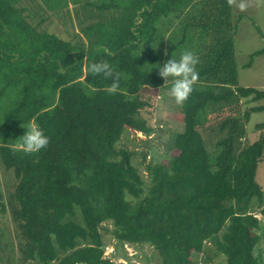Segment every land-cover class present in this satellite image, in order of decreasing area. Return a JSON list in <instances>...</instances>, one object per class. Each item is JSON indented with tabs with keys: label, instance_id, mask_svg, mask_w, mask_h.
<instances>
[{
	"label": "trees",
	"instance_id": "obj_1",
	"mask_svg": "<svg viewBox=\"0 0 264 264\" xmlns=\"http://www.w3.org/2000/svg\"><path fill=\"white\" fill-rule=\"evenodd\" d=\"M233 4L0 0V164L16 180L6 202L0 192V211L9 212L16 228L20 263L132 264L104 257L109 235L122 259H128L126 245L149 244L158 264H201V258L206 264H264V226L256 217L264 216L256 180L264 134L240 144L251 114L264 112V105L229 109L235 113L217 127L225 136L213 164L201 134L210 105L264 101V90L237 82ZM51 16L74 30L69 40L41 28ZM179 21L181 36L170 44ZM186 31L205 44L193 52L201 65L183 103L184 129L174 154L146 161V150L119 144L153 132L141 115L149 106L142 90L168 92L171 82L164 88L158 67L183 46ZM262 54L253 52L243 68ZM102 60L121 74L114 94L105 90L111 79L85 67ZM33 120L49 144L31 154L14 149ZM224 228L232 244L215 254L207 244Z\"/></svg>",
	"mask_w": 264,
	"mask_h": 264
},
{
	"label": "rangeland",
	"instance_id": "obj_2",
	"mask_svg": "<svg viewBox=\"0 0 264 264\" xmlns=\"http://www.w3.org/2000/svg\"><path fill=\"white\" fill-rule=\"evenodd\" d=\"M61 1V0H59ZM233 23L236 24V33L232 34L234 46V62L236 63V76L239 86L252 87L264 90V54L254 57L250 67L243 66L248 63L249 55L253 52L264 49V0H234L233 1ZM241 4L244 6L241 7ZM71 8V7H70ZM171 23L174 25V18L171 16ZM180 21L174 26L172 41L179 40L181 36ZM42 29H46L50 33H54L65 40H69V34L74 31L70 26L64 25L57 18L51 16L50 22H45ZM188 34V39L182 45L174 47V58L179 59L181 53L185 50L192 52H199L200 43L205 44L204 40H199L198 35ZM199 49V50H198ZM233 53V52H232ZM176 56V57H175ZM201 65L200 59L198 66ZM158 90L151 92L148 89L142 90L144 99L149 100V106L141 112L142 117L147 121V124L152 127L153 132L149 137H144L140 133L135 136L132 134L130 138H123L120 141L119 147H126L128 150H146L147 158L153 157L159 161L166 156L175 153L173 143L178 133L184 129L183 123V104L177 105L175 101L163 93L157 95ZM160 94V93H159ZM245 99H237L228 101L227 103L213 104L206 110L207 117L210 118L209 124L201 130L202 138L205 147L209 154L210 163L213 164L216 155L220 151L216 144L225 136L224 133L217 132L219 123L227 117L234 116V111L229 109L238 103L239 110L243 112L249 107L264 105V101L244 103ZM214 119L213 121H211ZM264 125V112L251 114L249 122L245 125V135L241 140V147H246L259 139L261 133L264 134L262 126ZM212 129V130H211ZM140 161V156L138 155ZM144 166L141 165L140 169L143 170ZM256 180L264 191V155L263 160L259 163ZM16 185V180L11 171H5L0 164V192L4 202L7 201L8 195L13 191ZM256 217L261 219L264 226V216L256 212ZM229 223V222H228ZM227 223V224H228ZM111 228V225H108ZM15 236V237H14ZM18 242L17 232L14 224L10 219L8 211L2 213L0 211V264H34L32 262L20 263L19 252L16 250ZM104 257L111 259L114 263H126L129 261L132 264H158L159 258L152 246L149 244H142L137 246L126 245L125 251L128 259H122L120 251L116 250L114 239L111 236H106ZM232 244L231 237L226 235L225 228L212 238L207 244L208 247L213 249L215 254H221L223 248H227ZM14 247V248H13ZM264 250V242L262 243ZM14 250V252H13ZM217 259V258H216ZM208 262V260L205 259ZM203 258L200 259L201 264H206ZM211 264H218V260H214Z\"/></svg>",
	"mask_w": 264,
	"mask_h": 264
},
{
	"label": "clouds",
	"instance_id": "obj_3",
	"mask_svg": "<svg viewBox=\"0 0 264 264\" xmlns=\"http://www.w3.org/2000/svg\"><path fill=\"white\" fill-rule=\"evenodd\" d=\"M230 3L233 0H229ZM244 5L241 4V7ZM167 55V53H165ZM199 63L198 57L190 50H185L181 53L179 59L172 56L171 59L164 62L163 66L159 64V75L165 80L164 88H167L169 82L171 87L167 92L177 105H182L193 91L194 85L199 79V73L197 71V65ZM90 74L95 76L103 75L105 79H111L112 83L106 87V91L109 94H114L119 89V81L121 74L114 71L113 67L107 60L99 62H92L86 64ZM92 84H89L91 87ZM25 134L20 137L13 144L14 149L31 154L39 152L46 148L49 144V139L45 135L44 131L36 123V121H30L27 126Z\"/></svg>",
	"mask_w": 264,
	"mask_h": 264
},
{
	"label": "crops",
	"instance_id": "obj_4",
	"mask_svg": "<svg viewBox=\"0 0 264 264\" xmlns=\"http://www.w3.org/2000/svg\"><path fill=\"white\" fill-rule=\"evenodd\" d=\"M159 92H161V91H159Z\"/></svg>",
	"mask_w": 264,
	"mask_h": 264
}]
</instances>
